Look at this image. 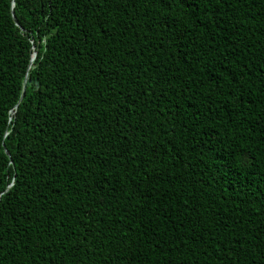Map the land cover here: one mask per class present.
I'll list each match as a JSON object with an SVG mask.
<instances>
[{
    "label": "trees",
    "instance_id": "obj_1",
    "mask_svg": "<svg viewBox=\"0 0 264 264\" xmlns=\"http://www.w3.org/2000/svg\"><path fill=\"white\" fill-rule=\"evenodd\" d=\"M0 264H264V0H0Z\"/></svg>",
    "mask_w": 264,
    "mask_h": 264
},
{
    "label": "water",
    "instance_id": "obj_2",
    "mask_svg": "<svg viewBox=\"0 0 264 264\" xmlns=\"http://www.w3.org/2000/svg\"><path fill=\"white\" fill-rule=\"evenodd\" d=\"M13 21L15 22V24L17 25V23H16V20H15V18L13 17ZM36 57V56H35ZM30 61H29V66H28V69L30 68ZM26 80H27V76L25 77V79H24V82H23V89H22V93H21V97H20V100H21V98L23 97V94H24V89H25V84H26ZM19 100V101H20ZM6 153V155H8V153L7 152H5ZM10 188V186L7 188V189H9Z\"/></svg>",
    "mask_w": 264,
    "mask_h": 264
},
{
    "label": "bare ground",
    "instance_id": "obj_3",
    "mask_svg": "<svg viewBox=\"0 0 264 264\" xmlns=\"http://www.w3.org/2000/svg\"><path fill=\"white\" fill-rule=\"evenodd\" d=\"M30 62H31V63H30V65H31V64H32V57H31V59H30Z\"/></svg>",
    "mask_w": 264,
    "mask_h": 264
}]
</instances>
